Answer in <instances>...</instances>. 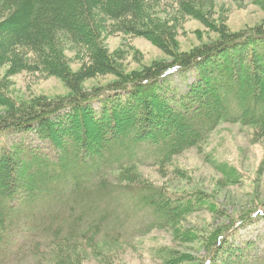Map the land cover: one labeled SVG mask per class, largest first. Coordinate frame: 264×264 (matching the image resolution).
Listing matches in <instances>:
<instances>
[{
    "label": "rangeland",
    "instance_id": "obj_1",
    "mask_svg": "<svg viewBox=\"0 0 264 264\" xmlns=\"http://www.w3.org/2000/svg\"><path fill=\"white\" fill-rule=\"evenodd\" d=\"M145 3L146 7L140 11L137 10L136 17H133L130 12L122 18H114L107 12L98 10L91 14L92 17L96 14V20L94 17L93 19L95 23L98 22L101 29L99 35L102 37L104 48L113 55V58H116H114L116 64L119 65V71L116 74L106 73L103 69L100 71L101 73L93 74L89 78L84 77L83 80L80 79L79 83L83 93H96L88 97L90 102L87 103L91 107L93 115H95V111H103L101 117H103V113L112 117L115 109L124 101H128L125 100L127 96L125 91L107 92L109 89L107 87L112 83L124 80L122 79L124 75L128 77L133 75L139 78L148 70L158 69L157 66L161 64L172 66L177 64L176 61H179V59H174L179 53H187L221 35L233 36L247 32L251 26L253 27L260 20H264V1L261 0H145ZM185 4L199 7L202 11L208 12V19L212 22V27L192 14H180L179 11ZM7 13L3 12L0 21L6 18ZM122 20H136L139 26L148 30L153 37H155V33L150 30L152 25H160L164 20L170 26L176 25L177 31L174 36L176 49H169V53L160 48L154 39L125 30L126 27ZM76 25H83L82 17L78 18ZM9 35V32L0 30V43L5 45L10 42L11 35ZM52 36L51 34L50 38ZM53 39L56 45L51 49L54 51L57 49L58 62L52 58L50 66L54 65L58 71L44 70L46 68L40 58L33 52L21 53L22 47L17 46V48L11 45L10 50L5 51L3 56L0 53V88L8 96L7 101L3 100L6 104L0 103V120L6 118L13 108H17L20 112L26 110L24 116H28V114L34 113L43 102L59 100L63 97L73 96L75 93L73 86L61 78L59 71L62 67L60 68V65H63L67 70L69 68L73 77L82 76L79 75V72L84 70V67L90 63V58L94 57L95 44L89 38L80 35L72 36L65 31L58 32ZM251 47L252 45L243 47L242 52H236L237 55H233L231 50H227L221 56L222 58H213L203 63L201 65L203 72L200 77H198L194 66L188 68L184 73L182 71L175 72L173 69L165 77H158L155 81L152 79L154 75L165 68L154 74L149 72L151 75L147 78H150L148 81L152 84L151 93L162 103L163 107L159 106L153 111V108H149L152 106L150 103L146 112L153 113L157 121L160 114L164 123L171 124L175 110L169 114L168 108H176L177 105L186 108L191 105L199 106L193 97L194 94H190L195 89L208 94L212 93V95H216L215 92L218 90L221 93L227 89L228 86L223 84L215 86L214 90L210 89L212 86L207 87L206 85L209 84L211 78L218 76L222 71L219 68L226 61L235 63L237 67L239 66L238 60L245 64L249 58L245 53ZM24 62L28 63V69L23 68ZM243 71L248 73L246 67L243 68ZM195 74L197 75L196 83ZM243 75L245 76V74ZM193 84L194 86L190 87ZM112 87L111 85V89ZM198 94L201 93L198 92ZM238 94L242 98L246 97L242 88H238ZM142 95L152 97L147 89H137L133 93V98L137 99L136 105H140ZM187 95L189 98L181 101L182 97ZM115 98L118 99V107L114 106L117 102ZM0 100L2 99L0 98ZM201 100L202 98L199 97V101ZM9 102L14 106L9 105ZM83 104L86 105V103ZM127 107L130 109L131 106L127 105ZM71 109H73L72 113L69 107L60 109L55 123L59 125L64 123L62 120L66 119L68 114L76 118L75 108ZM73 111L75 112L73 113ZM142 112L141 108L140 113ZM22 124L27 125V119L22 121ZM28 126L33 128L34 124L31 123ZM110 127H112L111 121L99 125L101 135L103 132H105L104 135H111ZM132 127L142 126H130V128ZM93 128L91 125L90 131L86 135L94 137ZM15 130H18L17 127L9 128L10 136L7 137L9 144L5 146L7 152L12 147L10 144L26 140L23 142V146L33 148L35 152L54 154L50 147L54 146L55 140H42L40 138L43 137L38 136L35 132H27L25 138L23 132L13 133ZM3 136L6 135L0 134V141L4 139ZM112 136V141L125 139V135ZM64 137L60 136V132L56 136V140H59V145L61 144L63 148L66 147V143L61 141ZM200 144L201 146L190 147L175 156L171 164L167 166L141 163L143 166H141L140 172L136 173V176L143 180L166 188L160 192L168 193L171 201L182 202L184 205H186V201H190L188 208L178 209L184 211L178 213L180 219L177 218V214H172L174 220L178 219L176 222H171L166 227L157 224L152 229L149 227L148 224L152 218L151 211L147 210L146 204L142 199H139L140 195L146 191L135 188V185L139 184L135 180L129 181L128 188L123 185L121 187L113 185L112 190L103 191L97 196L103 209L114 214L108 222L99 224L111 228L114 232L113 236L120 239L119 244L106 251L109 263H101L97 260L96 254L87 247H84V250L72 252L68 251L67 245L65 246L67 251L64 253L72 258L71 260L65 259L61 255V250L55 247L50 248L52 243L47 240L45 233L46 238L44 239L38 226L35 227L34 233H28L24 231L30 229V226L26 224L20 233L10 221L4 220L3 223L8 225L9 233L6 234L3 231L5 226L0 224L2 232L0 242L2 244L3 242L11 243L13 248L8 260H5L4 254L0 252V264H35L38 257H41V264H76L80 257L85 261L83 264H166L168 262L170 264H205L206 262H208L207 264H223L226 254L231 262L253 264L250 259H255L258 256L264 260V217L261 215L262 213L248 221L245 228L237 227L238 223L234 224L224 234L225 242L222 248L228 251L218 253V244L220 243L218 238L222 235L221 232L225 227L229 225V219L232 217L237 219L236 216L244 211L249 214L253 211L255 213L257 209L264 210V137L262 133L241 123L225 121L218 124ZM140 152L143 153V151ZM65 175L73 177L71 171H67ZM229 179L233 180L232 185H228ZM55 182L60 183L56 190L63 195H56L55 199L48 203L50 209L54 212L58 210V213L70 211V206H65V204L61 206V203L65 201L63 196L69 195L68 188H65V183L52 178L51 184ZM15 188L16 186L12 182L4 192ZM89 193L88 196L95 195L92 190ZM88 196L84 198V201ZM0 201L3 202L2 195H0ZM54 203L59 205V207H55V210ZM101 211H97L96 218L99 217ZM92 212L94 213L95 210ZM91 219L93 220L92 217ZM244 241L247 242L244 243ZM104 242L102 244L106 247ZM237 242L240 243L237 244ZM236 246L238 247L236 248Z\"/></svg>",
    "mask_w": 264,
    "mask_h": 264
},
{
    "label": "trees",
    "instance_id": "obj_2",
    "mask_svg": "<svg viewBox=\"0 0 264 264\" xmlns=\"http://www.w3.org/2000/svg\"><path fill=\"white\" fill-rule=\"evenodd\" d=\"M63 6L64 9H62ZM145 7V0H0V17L3 16L4 11L8 12L6 18L0 21V30L9 32L11 35L10 42L5 45L0 43L2 56L5 51L10 50L11 45L22 47L21 50L24 52L21 51V53L33 52L40 58L46 68L44 70L58 71L54 65L50 66L52 58L58 62L56 47L55 51L51 49L56 45L53 37L58 32L65 31L72 36H84L93 40L92 42L95 44L94 57L90 58V63L84 67V70L78 71L79 75H82L79 76L80 78L73 77L69 68L67 70L59 64L60 68L62 67L59 71L61 78L73 86L75 92L73 96L43 102L34 113L28 114V116H24L26 110L21 113L17 108H13L6 118L0 120V134L6 135L0 141V195L3 199V202L0 201V224L5 226L3 231L6 234L9 233V229L8 225L3 223L4 220L10 221L20 233L26 224L30 226L29 230H24L28 233H34L35 227L38 226L44 239L47 236V240L52 243L50 248L55 247L61 250L63 258L69 260L72 258L64 253L67 251L65 250L66 245L69 247L68 251L72 252L84 250V247H87L96 254L97 260L101 263H109L106 251L119 244L120 239L113 236L114 232L111 228L99 224L108 222L114 215L103 209V205L97 198L99 194L112 190L113 185L115 187L123 185L128 188L129 181L135 180L141 184L135 185V188L146 191L140 195L139 199H142L146 204V209L151 211L152 218L149 221V227L152 229L155 224L166 227L170 225L169 223L178 220H174L172 214H177V218L180 219L178 213L184 211L178 209L185 210L190 206V201H186V205L182 202L171 201L168 193L160 192L166 188L156 186L136 176L143 166L141 163L167 166L171 164L175 156L188 148L201 146L200 142L205 140L218 124L225 121L249 126L262 133L264 137V20H260L253 27L251 26L247 32L233 36L221 35L187 53H179L174 58L179 61H176L177 64L172 66L161 64L157 66L158 69L154 67L155 69L144 72L139 78H136L138 76L124 75L122 78L124 80L110 84L107 87L109 88L107 92L125 91L127 94L125 100L128 101H124L118 107V99L115 98L117 102L114 106L118 108L115 109L112 117H108L106 113H103V117H101L103 111H95L96 116L93 115L94 113L87 103L90 102L88 97L96 93H83L79 83L80 79L83 80L84 77L89 78L93 74L101 73L100 71L103 69L106 73L116 74L119 71V65L116 64V58L114 57V59L113 55L104 48L102 37L99 35L101 29L98 22L95 23L96 14L93 16L95 20L91 14L98 10L107 12L114 18H122L130 12L133 17H136L137 10L140 11ZM179 13L192 14L212 27V22L208 19V12L202 11L199 7L185 4ZM81 17L83 25L78 26L76 24L78 18ZM122 21L125 24V30L154 39L163 50L170 53L169 49H176L174 39L177 31L176 25L170 26L165 20L161 21L160 25H152L150 30L155 33V37H153L148 30L142 29L136 20ZM134 24L136 25L134 26ZM51 34L53 36L50 38ZM251 45L250 50L245 53L249 57L245 63L247 66H244L245 64H242L240 60H238V67L235 63L226 61L219 68L222 71L218 76L211 78V82L209 81V84L206 85L207 87L212 86L210 89L219 84L227 85L228 88L221 93L218 90L215 92L216 95H212V93L208 94L195 89L190 94H194L193 97L199 106L191 105L186 108L177 105L176 108H168L169 114L175 110L171 124L164 123L160 114L157 121L153 113L146 112L150 103L152 106L149 108H153V111L159 106L163 107L162 103L151 93L152 84L148 81L150 78H147L150 77L149 75L165 68L154 75L152 79L155 81L158 77L163 78L166 72L174 68L177 72L184 73L188 68L194 66L198 77H200L203 72L201 66L203 63L213 58H222L221 56L227 50H231L233 55H237L236 52H242L243 47ZM51 67L52 69H50ZM244 67L248 69V73L243 71ZM23 68L28 69V63L24 62ZM196 76L195 74V83ZM194 84L190 87H193ZM238 88L244 90L246 97L239 96ZM137 89H147L152 97L142 95L140 105H136L137 99L133 98V93ZM0 92L2 99L0 103L6 104L3 100L7 101L8 96L1 88ZM189 95L182 97L181 101L189 98ZM199 97L202 98L201 101H199ZM132 102L134 103L132 104ZM107 104L109 105L108 102ZM127 105L131 106L130 109ZM66 107H69L71 113L73 110L71 108H75L76 118L68 114V117L62 120L64 123L56 124L55 120L59 110ZM141 108L142 113H140ZM26 119L29 125L34 124L33 128L28 124H22V121ZM107 121L112 123L109 137L104 135L105 132L101 135L99 128V125H104ZM91 125L94 127L92 133L94 137L86 135L90 131ZM130 126L142 127L130 128ZM14 127H17L18 130L13 133L23 132V137L28 134L27 132H35L38 136L43 137L40 138L42 140H55L54 155L35 152L33 148L23 146V142L26 141L23 139V142L10 144L12 147L7 152L5 146L9 144L7 141L11 131L9 128L13 129ZM59 132L61 137L65 136L64 139H61L66 143L65 148L61 144L59 145L58 139L56 140ZM112 135H125V139L112 141ZM67 171H71L72 178L65 175ZM52 178L65 183V188H68L69 195L63 196L65 201L61 203V206L63 204L70 206V211L58 213V210L54 212L50 209L48 203L55 199L56 195H63L56 190L60 183L51 184ZM232 181L229 179L228 185H232ZM12 182L16 188L4 192ZM91 190L95 195L88 196ZM86 196L88 197L84 201ZM182 204L183 206H181ZM55 207H59V205L54 203V210ZM92 210L95 212L93 213ZM98 210L102 211L96 218ZM260 214L264 217V210L257 209L255 213L253 211L249 214L244 211L236 216L237 219L235 217L229 219V225L225 227L221 232L222 235L218 238V242H220L218 253L228 251L222 248L225 242L224 234L234 224L238 223L237 227L245 228L248 221ZM1 234L0 231V236ZM103 242L106 247L102 244ZM239 243L237 242V244ZM12 248L11 243L3 242L2 244L0 242V252L4 254L5 260L10 258ZM225 256L223 264H244L231 262L227 254ZM218 260L220 262V259ZM250 260L253 261V264H264L261 256ZM84 262V259L80 257L76 264ZM41 263V257H38L35 264ZM166 264H170V262Z\"/></svg>",
    "mask_w": 264,
    "mask_h": 264
}]
</instances>
